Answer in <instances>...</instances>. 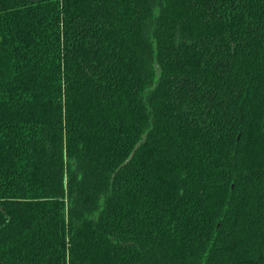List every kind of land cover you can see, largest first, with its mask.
<instances>
[{
  "label": "trees",
  "instance_id": "1",
  "mask_svg": "<svg viewBox=\"0 0 264 264\" xmlns=\"http://www.w3.org/2000/svg\"><path fill=\"white\" fill-rule=\"evenodd\" d=\"M0 264H264V0H0Z\"/></svg>",
  "mask_w": 264,
  "mask_h": 264
},
{
  "label": "water",
  "instance_id": "2",
  "mask_svg": "<svg viewBox=\"0 0 264 264\" xmlns=\"http://www.w3.org/2000/svg\"><path fill=\"white\" fill-rule=\"evenodd\" d=\"M154 68H155V71H156V78L158 79L159 76H160V68L158 67V64L156 62H154ZM145 138H146V133L142 134L140 140L134 145V147L131 150V152L128 155V157L119 165V167L116 169V171H118L121 167H123L126 163H128L132 159L135 151L144 142Z\"/></svg>",
  "mask_w": 264,
  "mask_h": 264
}]
</instances>
